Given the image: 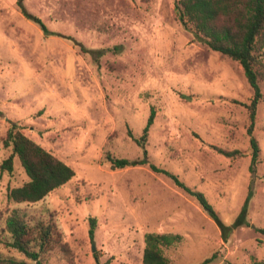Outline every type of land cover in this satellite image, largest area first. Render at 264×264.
<instances>
[{"label":"rangeland","instance_id":"rangeland-1","mask_svg":"<svg viewBox=\"0 0 264 264\" xmlns=\"http://www.w3.org/2000/svg\"><path fill=\"white\" fill-rule=\"evenodd\" d=\"M174 2L0 0V165L10 155L6 131L16 123L75 173L25 206L7 200L9 190L28 181L18 159L11 172L0 170V257L25 260L7 247L3 230L9 211L20 208L52 219L67 247L45 256L44 264H141L146 233L180 236L164 250L174 264H199L213 254L211 264H264L258 231L264 229V84L253 129L260 151L251 174L246 106L253 92L237 62L174 20ZM151 109L149 162L201 192L224 226L243 215L251 189L243 224L227 240L168 177L147 165L110 168L106 153L142 158L133 138L142 135ZM90 218L96 222L92 240Z\"/></svg>","mask_w":264,"mask_h":264},{"label":"trees","instance_id":"trees-1","mask_svg":"<svg viewBox=\"0 0 264 264\" xmlns=\"http://www.w3.org/2000/svg\"><path fill=\"white\" fill-rule=\"evenodd\" d=\"M22 14L38 25L44 34L52 35L38 17L26 14L24 11ZM172 15L195 40L203 43L209 50L237 62L242 68L246 82L253 92L250 103L246 106L249 117L247 135L251 150L249 169L253 174L260 151L258 142L253 136V129L257 105L263 97L261 83L264 84V0H175ZM154 117L155 112L151 109L142 135L133 138L143 150L142 158L129 160L106 153L105 159L109 162L110 168L121 170L147 165L153 172L168 177L184 193L198 202L204 212L216 223L224 240H227L232 230L243 224V211L251 197V189L249 188L241 208L243 215L233 226H224L201 192L186 186L177 176L149 162L145 148ZM3 144L10 148V155L2 162L0 170L11 172L13 159L17 158L28 177L26 183L8 191L7 200L14 205H33L68 183L75 175L70 166L26 136L16 123H11L7 129ZM218 152L227 157L240 154L236 150L232 152L218 150ZM95 223L94 218L89 219L88 235L91 240L94 236ZM3 230L10 237L7 247L21 254L25 260L0 257V264H44L43 258L53 251L68 252L52 219L42 220L28 216L23 209L14 208L9 211L4 220ZM258 231L264 235V229ZM179 241L178 235L146 233L141 264H174L164 255V250ZM215 259L216 254H213L199 264H211ZM96 263L98 264V261Z\"/></svg>","mask_w":264,"mask_h":264},{"label":"water","instance_id":"water-1","mask_svg":"<svg viewBox=\"0 0 264 264\" xmlns=\"http://www.w3.org/2000/svg\"><path fill=\"white\" fill-rule=\"evenodd\" d=\"M92 251H94V246L92 245Z\"/></svg>","mask_w":264,"mask_h":264}]
</instances>
